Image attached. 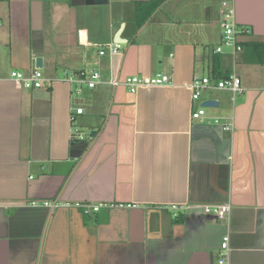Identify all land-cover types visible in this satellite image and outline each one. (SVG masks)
Returning a JSON list of instances; mask_svg holds the SVG:
<instances>
[{
	"label": "crops",
	"instance_id": "crops-1",
	"mask_svg": "<svg viewBox=\"0 0 264 264\" xmlns=\"http://www.w3.org/2000/svg\"><path fill=\"white\" fill-rule=\"evenodd\" d=\"M230 9L234 57L213 52ZM37 58L51 81L19 87ZM82 70L100 81L76 94L62 78ZM156 75L170 84L111 85ZM230 75L241 91L192 102L193 77ZM222 204L224 219L202 207ZM225 235L228 264H264V0H0V264H218Z\"/></svg>",
	"mask_w": 264,
	"mask_h": 264
},
{
	"label": "built area",
	"instance_id": "built-area-1",
	"mask_svg": "<svg viewBox=\"0 0 264 264\" xmlns=\"http://www.w3.org/2000/svg\"><path fill=\"white\" fill-rule=\"evenodd\" d=\"M222 28V38L221 45L214 48L215 54H220L223 52V48H229L232 56L234 57L237 53L242 51V47L239 42V32L237 30V25L235 21V16L233 10H226L223 12V18L221 23ZM121 49V44L114 43L111 46L106 47L99 51V55H104L109 53L110 55L118 54ZM11 80L23 89H40L43 87L45 82H50L51 80L45 79L43 74L38 70H34L29 75H24L23 73L13 71L10 75ZM100 76L95 70L91 71H78V72H64V77L62 82L69 85H75V93L80 94L82 86H86L88 89H93L99 83ZM170 84V79L168 76L156 75L154 77H138L132 76L127 77L123 81L113 80L111 82L112 86L122 85L131 93H135L140 88H151L160 87ZM191 91L192 102H197L200 100L202 93L205 90L219 89V90H229L233 93L241 91L240 89V79L235 75H230L224 80L217 82H212L208 77H193L191 83L188 85ZM83 110L77 108L75 110L76 115H81ZM206 117L205 108L199 106L197 109L191 112V119L201 120ZM216 125L221 124L225 130L232 129V123H226L225 121L214 119ZM73 132L78 133V130L74 129ZM79 137H83L79 134ZM45 206L51 204L44 203ZM57 205V204H56ZM55 205V206H56ZM65 207L73 206L81 209L84 216H89L98 213L102 208H107L106 204H94V203H64ZM123 207L122 204L118 205ZM127 207H130L129 205ZM176 206H173L175 208ZM205 214L214 216L216 219H224L228 217L231 207L229 204L222 205H205L202 206ZM230 257V247H229V235H225L221 242L220 259L218 264H228Z\"/></svg>",
	"mask_w": 264,
	"mask_h": 264
},
{
	"label": "water",
	"instance_id": "water-1",
	"mask_svg": "<svg viewBox=\"0 0 264 264\" xmlns=\"http://www.w3.org/2000/svg\"><path fill=\"white\" fill-rule=\"evenodd\" d=\"M120 33H121V29L117 32V34H116V41L119 43V44H125L124 42H123V40L122 39H120ZM35 67L37 68V69H41L42 68V60H41V58H37L36 60H35ZM201 106L203 107V108H212V107H217L218 106V103L217 102H215V101H212V100H206V101H204L202 104H201ZM93 138V132L91 133V134H89V136L88 137H79V138H77L75 141H74V144H75V148L77 149V150H79V152L80 153H82V152H84L87 148H88V146H89V142H88V140L89 139H92Z\"/></svg>",
	"mask_w": 264,
	"mask_h": 264
},
{
	"label": "rangeland",
	"instance_id": "rangeland-1",
	"mask_svg": "<svg viewBox=\"0 0 264 264\" xmlns=\"http://www.w3.org/2000/svg\"><path fill=\"white\" fill-rule=\"evenodd\" d=\"M209 108H206V110H208ZM75 135H78V133H76V132H73ZM84 133H87V132H84ZM86 137H88L89 136V134H84Z\"/></svg>",
	"mask_w": 264,
	"mask_h": 264
}]
</instances>
